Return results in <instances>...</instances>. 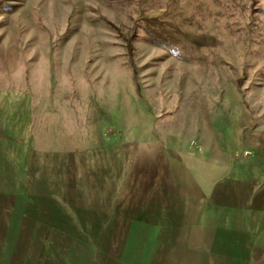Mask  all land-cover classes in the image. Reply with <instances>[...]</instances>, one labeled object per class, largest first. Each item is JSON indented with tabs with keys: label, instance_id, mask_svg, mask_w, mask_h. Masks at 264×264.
Listing matches in <instances>:
<instances>
[{
	"label": "crops",
	"instance_id": "crops-1",
	"mask_svg": "<svg viewBox=\"0 0 264 264\" xmlns=\"http://www.w3.org/2000/svg\"><path fill=\"white\" fill-rule=\"evenodd\" d=\"M39 102L0 90V264H264V129L217 154Z\"/></svg>",
	"mask_w": 264,
	"mask_h": 264
},
{
	"label": "rangeland",
	"instance_id": "rangeland-1",
	"mask_svg": "<svg viewBox=\"0 0 264 264\" xmlns=\"http://www.w3.org/2000/svg\"><path fill=\"white\" fill-rule=\"evenodd\" d=\"M0 90L47 120L66 99L90 130L240 151L264 129V0H0Z\"/></svg>",
	"mask_w": 264,
	"mask_h": 264
}]
</instances>
